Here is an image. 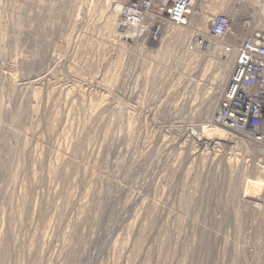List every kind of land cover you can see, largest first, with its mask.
Returning <instances> with one entry per match:
<instances>
[{
	"label": "rangeland",
	"instance_id": "rangeland-1",
	"mask_svg": "<svg viewBox=\"0 0 264 264\" xmlns=\"http://www.w3.org/2000/svg\"><path fill=\"white\" fill-rule=\"evenodd\" d=\"M112 2L0 0V264H264V144L210 129L264 0H198L157 42ZM220 12L225 41L175 36Z\"/></svg>",
	"mask_w": 264,
	"mask_h": 264
},
{
	"label": "built area",
	"instance_id": "built-area-1",
	"mask_svg": "<svg viewBox=\"0 0 264 264\" xmlns=\"http://www.w3.org/2000/svg\"><path fill=\"white\" fill-rule=\"evenodd\" d=\"M122 3L119 25L128 30L124 36H146L151 42L159 41L173 28L181 32L191 26L198 0H113ZM208 36H185L187 50H203L205 40L225 41L233 36V16L220 12L212 17ZM236 50L234 65L217 110L215 124L229 132L249 134L264 143V36L245 35ZM134 41L133 38H129ZM225 55V54H224Z\"/></svg>",
	"mask_w": 264,
	"mask_h": 264
},
{
	"label": "bare ground",
	"instance_id": "bare-ground-1",
	"mask_svg": "<svg viewBox=\"0 0 264 264\" xmlns=\"http://www.w3.org/2000/svg\"><path fill=\"white\" fill-rule=\"evenodd\" d=\"M111 1H113V0H106V2L109 4ZM113 4L111 5V12H112V14L117 18V23H115V17H113V15H112V17L114 18V19H111V25L112 24H116V25H118V27H119V30L121 29L122 31V33L120 34L121 36H123L124 37V35L125 34H127V32H128V30H124V28H122L120 25H119V19H118V17H119V12H120V10L122 9V3L121 2H112ZM218 14V13H217ZM111 15V14H110ZM201 15V12H200V7H199V3H198V1H197V5H196V8H195V13H194V15L192 16V19H191V25H193V23H195L196 22V19L199 17ZM216 15V14H215ZM214 16V15H213ZM111 17V18H112ZM212 20V19H211ZM111 25H110V27H111ZM190 27V26H189ZM211 29H212V24L210 25V28H209V30H208V34L207 35H209L210 34V31H211ZM117 30H118V28H117ZM133 35H135L132 31H129V36H125L124 38H126V39H128V40H130L129 38L131 37V38H133V40H134V42L135 41H139V40H146V41H148L145 37L146 36H133ZM260 35V34H259ZM262 36V35H261ZM246 37V36H245ZM213 41V40H212ZM237 48L238 47H236V49H235V51L233 52V50L234 49H232V48H229V50H228V53L230 54V57H231V60L229 61V66H231V67H233V63H234V60H235V55H236V50H237ZM231 69V68H230ZM232 71V70H231ZM231 71H230V75H231ZM229 72V71H228ZM228 72H227V74H228ZM230 75L228 76V78L227 79H225L226 81V83L228 82V80H229V78H230ZM222 82V81H221ZM212 128H210V129H212V130H214V134L216 133L217 135L215 136V138L216 139H218V140H222L224 137L223 136H225V134L226 133H229V131L228 130H226V129H224V128H221V127H219L218 125H216V124H212V125H210ZM205 130V129H204ZM209 130V129H208ZM211 132V131H210ZM208 133V132H207ZM211 134H212V132H211ZM212 136V135H211ZM209 137V136H208ZM223 137V138H222ZM221 138V139H220ZM248 138L250 139V140H253V141H256V142H258V143H262V144H264L263 142H261L259 139H256V138H254L253 136H251L250 134L248 135Z\"/></svg>",
	"mask_w": 264,
	"mask_h": 264
}]
</instances>
